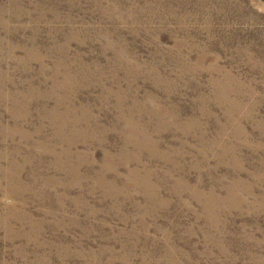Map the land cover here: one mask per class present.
<instances>
[{
	"label": "rangeland",
	"instance_id": "1",
	"mask_svg": "<svg viewBox=\"0 0 264 264\" xmlns=\"http://www.w3.org/2000/svg\"><path fill=\"white\" fill-rule=\"evenodd\" d=\"M0 264H264V0H0Z\"/></svg>",
	"mask_w": 264,
	"mask_h": 264
}]
</instances>
